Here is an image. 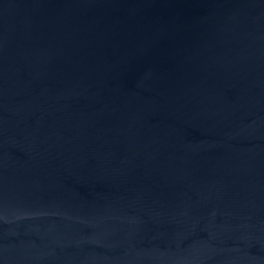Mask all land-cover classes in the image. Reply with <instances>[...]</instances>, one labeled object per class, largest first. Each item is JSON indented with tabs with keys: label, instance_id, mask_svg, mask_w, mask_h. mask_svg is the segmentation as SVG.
<instances>
[{
	"label": "water",
	"instance_id": "obj_1",
	"mask_svg": "<svg viewBox=\"0 0 264 264\" xmlns=\"http://www.w3.org/2000/svg\"><path fill=\"white\" fill-rule=\"evenodd\" d=\"M0 264H264V0H0Z\"/></svg>",
	"mask_w": 264,
	"mask_h": 264
}]
</instances>
